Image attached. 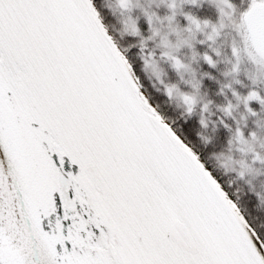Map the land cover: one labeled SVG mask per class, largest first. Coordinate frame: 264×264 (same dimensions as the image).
Listing matches in <instances>:
<instances>
[{"label":"snow or ice","instance_id":"6c2138e0","mask_svg":"<svg viewBox=\"0 0 264 264\" xmlns=\"http://www.w3.org/2000/svg\"><path fill=\"white\" fill-rule=\"evenodd\" d=\"M0 264H264V0H0Z\"/></svg>","mask_w":264,"mask_h":264}]
</instances>
